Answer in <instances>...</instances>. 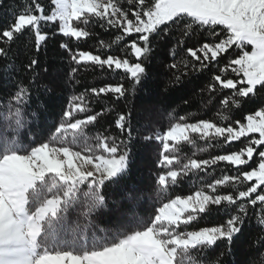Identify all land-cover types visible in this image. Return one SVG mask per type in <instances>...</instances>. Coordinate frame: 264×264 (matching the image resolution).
<instances>
[{
	"label": "snow or ice",
	"instance_id": "snow-or-ice-1",
	"mask_svg": "<svg viewBox=\"0 0 264 264\" xmlns=\"http://www.w3.org/2000/svg\"><path fill=\"white\" fill-rule=\"evenodd\" d=\"M4 15L0 99L8 100L9 115L0 123V264H233L228 257L249 205L264 233V0H28L23 8H4ZM49 24L52 37L69 38L59 48L76 65L70 79L91 64L123 70L130 86L88 88L69 99L58 122L47 124L33 93L49 74L40 60L49 39L42 28ZM95 25L116 30L111 43L101 40L100 47L115 45L120 54L102 56L78 45L73 50L70 41L90 37ZM154 42L171 57L164 65L172 73L169 84L205 76L204 106L218 102L220 109L214 119L172 117L159 129L145 124L143 139L158 147L155 200L143 215L122 211L124 222L110 231L97 219L112 213L113 205L119 211L122 201L135 207L140 200V190L126 184L134 117L132 110L116 111L110 123L116 131H96L113 109L94 110L90 97L111 94L119 101L135 91L148 78ZM30 115L38 120L39 135L32 133ZM241 138L247 139L239 150L209 152ZM183 145H191L190 155ZM222 162L235 174L214 175ZM191 177L199 186L178 194ZM117 190L120 198L110 204ZM221 210L228 217L222 223L188 230ZM218 242L226 243L219 252ZM257 242L264 248V236Z\"/></svg>",
	"mask_w": 264,
	"mask_h": 264
},
{
	"label": "trees",
	"instance_id": "trees-1",
	"mask_svg": "<svg viewBox=\"0 0 264 264\" xmlns=\"http://www.w3.org/2000/svg\"><path fill=\"white\" fill-rule=\"evenodd\" d=\"M27 2L28 0H3L4 8H8L9 11L16 9L17 5L23 8ZM42 2L46 4L47 0H42ZM4 8H0V25H3L8 19L4 15ZM42 30L49 32V39L42 48L40 60L42 64L49 68V74L46 78V83L40 85V91L33 93V98L41 105L43 120L47 124L50 125L58 122L61 110L67 107L69 99L73 95L85 93L88 88H98L105 84H123L126 88L130 86V81L123 70H110L107 67L101 69L91 64L80 66L75 77L70 79L69 73L71 67H75L76 65L72 64L67 53L59 48V43L68 41L69 38L62 37L61 35L52 37L51 32L54 29L50 24L43 26ZM91 31L93 34L86 39L79 42L75 40L70 41L74 51L78 45L79 50L91 51L93 54H100L102 56L105 54H120L119 49L115 45L111 50L100 47L101 40L105 43H111L115 35L118 34L115 29L105 30L99 27V25H95L91 28ZM128 39L130 38H126L125 42ZM19 44L20 41H17V44L13 46L14 50ZM130 59L135 61L134 57H130ZM167 63H171V57L166 56L164 50L154 42L153 53L147 62L148 78L141 85H138L135 91L129 92L126 98H121L119 101H116L111 94L90 97L91 107L94 110L99 111L102 108L113 109L111 113L100 118L99 122L95 125L96 131H103L107 128L115 132L114 128H110V123L116 111L132 110L134 117L132 121L133 140L129 145L131 165L126 184L129 190L133 188L140 190V200L135 207H132L126 200L122 201L119 211H117V206L113 205L112 213L97 219L101 228L110 231L117 229L124 222L121 218L122 211L131 208L132 210L127 213L128 216H131L132 212H135L137 215H143L145 214L144 210L155 200L154 173L156 171L155 162L158 158V147L155 141H145L143 139L144 135L148 134L149 131L145 127V124H149L151 129H159L161 126L166 128L172 117L186 116L189 118V122H194L199 118L214 119L217 117L220 109L219 103L215 102L213 105L205 107L207 94L203 95V99L201 97V89L204 87L206 77L194 74L184 78L185 81H191V83L182 82V85L169 84V78L172 73L164 66ZM165 85H168L167 92H165ZM260 99H264V97ZM260 99L251 106L253 110L260 106ZM7 104L8 100L0 99V123H3L9 115ZM158 110L160 113H158ZM157 113L159 114V119L156 121L148 122L144 118L147 114L155 115ZM170 113L171 116L169 115ZM246 114H248L247 111L244 115ZM232 115L237 119L240 118L239 113L234 112ZM37 123L36 117L32 115L28 117V124L31 127L32 133L39 135ZM24 131L28 132V129L26 128ZM29 138H31V133L29 134ZM246 139L241 138V141H235L231 146L209 149V152L239 150L243 146L242 142L246 141ZM201 146H204L202 142ZM183 148L187 154H191V145H183ZM199 155L207 158L208 154L201 153ZM256 161L258 162L257 157ZM221 170L235 174L234 169L222 162L214 175L219 176ZM200 175L203 176V173ZM194 186H199L197 177H191L186 180L184 185L178 187L177 192L181 195L191 194V191L195 190ZM119 198L120 194L119 190H117L115 197L110 196V204L112 199L119 200ZM248 207L249 218L245 220L242 234H238L239 238L235 239V243L232 246V254L229 255L228 260L233 262V264H264V248H261L257 242V237L264 236V233H261L259 230L257 216L253 215L254 210L252 206L249 205ZM258 207L259 205H257ZM227 218L223 210L213 212L211 216H205L204 219L194 221L193 226L188 230L214 226L217 223H222ZM225 246L226 243L218 242L216 251L219 252ZM256 249H259V251H256ZM208 264H212L211 260Z\"/></svg>",
	"mask_w": 264,
	"mask_h": 264
},
{
	"label": "rangeland",
	"instance_id": "rangeland-1",
	"mask_svg": "<svg viewBox=\"0 0 264 264\" xmlns=\"http://www.w3.org/2000/svg\"><path fill=\"white\" fill-rule=\"evenodd\" d=\"M158 113H160V111L158 110ZM155 114V115H152V114H147L144 118L148 121V122H153V121H156V120H158L159 118H158V116H159V114ZM257 159H259L258 158V156H257Z\"/></svg>",
	"mask_w": 264,
	"mask_h": 264
}]
</instances>
